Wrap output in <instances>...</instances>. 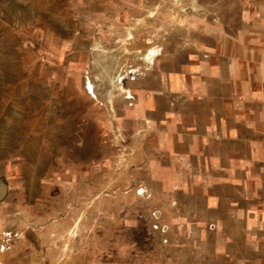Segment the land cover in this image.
<instances>
[{
	"label": "rangeland",
	"instance_id": "1",
	"mask_svg": "<svg viewBox=\"0 0 264 264\" xmlns=\"http://www.w3.org/2000/svg\"><path fill=\"white\" fill-rule=\"evenodd\" d=\"M1 189L0 264H264V0H0Z\"/></svg>",
	"mask_w": 264,
	"mask_h": 264
},
{
	"label": "crops",
	"instance_id": "2",
	"mask_svg": "<svg viewBox=\"0 0 264 264\" xmlns=\"http://www.w3.org/2000/svg\"><path fill=\"white\" fill-rule=\"evenodd\" d=\"M155 51H156L155 48H150L148 50V53L146 54V56H144V58L148 59V56H150V58H151V56L155 53ZM197 56H198V58H200L199 55H197ZM211 73H212V67L209 65V63H207L204 60L199 59L198 64L197 63L193 64V63L187 62L184 71H181L180 74H177V73L172 74L169 78V82H170L171 87H173L174 90H180L182 92L183 91L185 92L189 88L187 80H186V75H195L196 88L198 87L197 91L198 90L202 91L204 89H201V88L203 86H206V85H204V83L206 81H202V78H205L207 75H209ZM200 75H203V77ZM138 91H139V98H138V102L134 108V111L135 112H141L144 110V108L152 107L153 103H152L150 97L146 96L142 89H139ZM128 112H131V111L129 110ZM171 120L175 125L176 121H180V117L179 116L177 117V115H174L173 118H171ZM193 120H195V122L197 123V118L194 115H193V117L192 116L189 117L188 122L190 124H192ZM204 125L206 128L208 127V130H210V127H209L208 122L206 120H204ZM159 142L160 143L166 142L168 145L171 144L170 138L167 136V134H161L159 137ZM191 146L194 148H197L198 143L194 142ZM166 180H168L167 176L165 178V181Z\"/></svg>",
	"mask_w": 264,
	"mask_h": 264
},
{
	"label": "water",
	"instance_id": "3",
	"mask_svg": "<svg viewBox=\"0 0 264 264\" xmlns=\"http://www.w3.org/2000/svg\"><path fill=\"white\" fill-rule=\"evenodd\" d=\"M2 192H3V189L0 190V195L2 194Z\"/></svg>",
	"mask_w": 264,
	"mask_h": 264
},
{
	"label": "bare ground",
	"instance_id": "4",
	"mask_svg": "<svg viewBox=\"0 0 264 264\" xmlns=\"http://www.w3.org/2000/svg\"><path fill=\"white\" fill-rule=\"evenodd\" d=\"M90 87H92V86L90 85Z\"/></svg>",
	"mask_w": 264,
	"mask_h": 264
}]
</instances>
